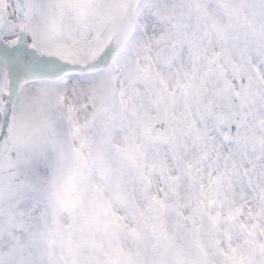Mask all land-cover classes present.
I'll use <instances>...</instances> for the list:
<instances>
[{
	"label": "snow or ice",
	"instance_id": "snow-or-ice-1",
	"mask_svg": "<svg viewBox=\"0 0 264 264\" xmlns=\"http://www.w3.org/2000/svg\"><path fill=\"white\" fill-rule=\"evenodd\" d=\"M0 264H264V0H0Z\"/></svg>",
	"mask_w": 264,
	"mask_h": 264
}]
</instances>
